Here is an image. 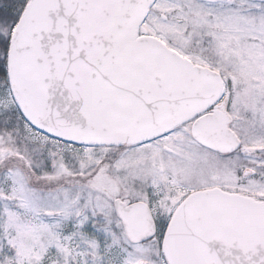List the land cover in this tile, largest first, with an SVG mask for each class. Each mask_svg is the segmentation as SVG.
Wrapping results in <instances>:
<instances>
[{
	"label": "snow or ice",
	"instance_id": "obj_1",
	"mask_svg": "<svg viewBox=\"0 0 264 264\" xmlns=\"http://www.w3.org/2000/svg\"><path fill=\"white\" fill-rule=\"evenodd\" d=\"M0 264H264V0H0Z\"/></svg>",
	"mask_w": 264,
	"mask_h": 264
}]
</instances>
